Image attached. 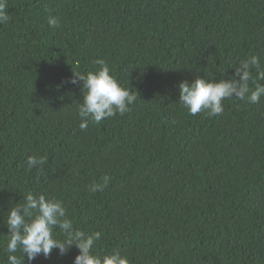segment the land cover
I'll return each instance as SVG.
<instances>
[{"label":"trees","instance_id":"obj_1","mask_svg":"<svg viewBox=\"0 0 264 264\" xmlns=\"http://www.w3.org/2000/svg\"><path fill=\"white\" fill-rule=\"evenodd\" d=\"M6 3L0 264H8V209L28 191L62 201L74 228L101 232L98 255L119 250L130 264H264V96L257 104L225 99L215 116L179 103L180 82L195 75L230 78L249 55L264 69V0ZM98 58L136 100L81 129L83 82L69 80L96 70ZM29 156L45 162L29 169ZM104 176L107 186L93 192ZM78 251L54 249L25 264H74Z\"/></svg>","mask_w":264,"mask_h":264},{"label":"clouds","instance_id":"obj_2","mask_svg":"<svg viewBox=\"0 0 264 264\" xmlns=\"http://www.w3.org/2000/svg\"><path fill=\"white\" fill-rule=\"evenodd\" d=\"M8 19L6 0H0V24ZM48 24L57 26V18L50 16ZM95 64L98 66L96 70L86 73L74 71L69 80L72 84L83 82V99L78 105L81 129H86L89 121L99 124L117 113L124 114L136 100L135 94L110 73L103 58L96 59ZM259 81H264V69L257 55H249L239 59L230 78L215 80L195 75L191 81H181L179 103L192 115L202 111L219 115L224 111L223 101L231 97L250 104L259 103L264 96V83ZM44 162L43 157L36 156H29L26 161L29 169ZM102 180V183L91 186L93 192L107 186L110 177L104 176ZM23 199V204L8 209L5 222L9 230L6 247L8 264H25V258L30 262L41 254L47 258L54 249H58L59 255L63 256L73 246L79 250L74 264H130L129 258L119 250L96 254L94 245L101 238V232L87 233L74 228L62 201L32 191H28ZM55 229H59V232H55ZM18 251L21 256L16 255Z\"/></svg>","mask_w":264,"mask_h":264}]
</instances>
